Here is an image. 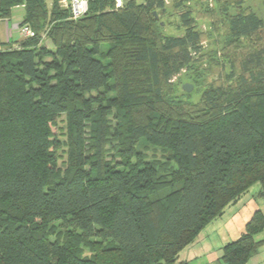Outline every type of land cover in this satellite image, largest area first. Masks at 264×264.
<instances>
[{
	"label": "trees",
	"instance_id": "1",
	"mask_svg": "<svg viewBox=\"0 0 264 264\" xmlns=\"http://www.w3.org/2000/svg\"><path fill=\"white\" fill-rule=\"evenodd\" d=\"M62 1L0 0V21L22 7L19 27L34 33L0 44V264H190L178 255L229 205L256 183L264 200V47L240 60L235 84L210 86L193 106L170 85L202 54L189 7L173 5L176 36L154 17L165 0H89L77 20ZM243 4L218 0L226 46L264 28ZM141 142L164 159L147 161ZM263 231L256 210L221 264H247Z\"/></svg>",
	"mask_w": 264,
	"mask_h": 264
},
{
	"label": "rangeland",
	"instance_id": "2",
	"mask_svg": "<svg viewBox=\"0 0 264 264\" xmlns=\"http://www.w3.org/2000/svg\"><path fill=\"white\" fill-rule=\"evenodd\" d=\"M46 6H50L51 0H44ZM181 1L183 8L191 9L196 27L201 33L202 54L198 60L188 68L183 69L170 82L174 94L181 96L193 106L200 105L202 94L210 86L222 87L235 84L236 79L229 76L240 74V60L249 52L264 47V28L250 38L241 39L240 43L227 45L226 27L222 24L223 15L218 13V0H165V11H157L158 26L163 35H180L179 12L173 7L174 3ZM143 3L144 0H135ZM244 7L254 12L264 22V0H244ZM21 13V12H20ZM14 13L13 23L20 15ZM222 13V12H221ZM161 23V25H160ZM1 35V34H0ZM17 37V36H16ZM15 37V38H16ZM43 44L50 48L49 41L43 40ZM107 45L101 46L100 60L107 64L104 57ZM237 75V76H236ZM184 85L191 87L190 92H185ZM111 128H114V120L110 119ZM59 128L58 137L61 148L57 153V167L61 175L69 166L70 150L68 145V131L65 118L57 121ZM55 131V128L53 129ZM111 139V137H109ZM138 151L150 163L164 159L165 153L145 142H141ZM114 151L109 144L105 146V157L108 161L114 156ZM118 161V159L116 160ZM260 190L259 183L254 184L235 205H229L223 214L210 222L198 235L195 241L187 246L178 255V261L188 260L190 264H221V247L236 240L244 230L256 210L264 213V200L257 198ZM256 240H264V231L255 237ZM247 264H264V245L258 253L250 258Z\"/></svg>",
	"mask_w": 264,
	"mask_h": 264
},
{
	"label": "crops",
	"instance_id": "3",
	"mask_svg": "<svg viewBox=\"0 0 264 264\" xmlns=\"http://www.w3.org/2000/svg\"><path fill=\"white\" fill-rule=\"evenodd\" d=\"M127 1H129V0H123V3L127 2ZM51 3H52V0H51ZM50 6H51V4H50ZM50 6H48V8H50ZM62 6H63V3H62ZM15 12H19V13L21 12V13L18 16V18L16 20H14L15 22L13 23L12 22L13 18H14L13 15H14ZM23 18H24V10H23V8L22 7H17V8H14L12 10V14H11V17H10L9 20L0 21V34H1L0 35V44H4V45L5 44H8V45L11 44L12 47H16L17 46V43L19 41H21V37L19 35L18 29H19V25L22 22ZM235 204H232V205H235ZM185 261L188 262V260H185Z\"/></svg>",
	"mask_w": 264,
	"mask_h": 264
},
{
	"label": "built area",
	"instance_id": "4",
	"mask_svg": "<svg viewBox=\"0 0 264 264\" xmlns=\"http://www.w3.org/2000/svg\"><path fill=\"white\" fill-rule=\"evenodd\" d=\"M63 7L69 12V18L72 20H77L83 17L88 11L89 0H63ZM115 8H121L123 6V0H114ZM19 35L21 39H28L34 36L33 31L27 26H20Z\"/></svg>",
	"mask_w": 264,
	"mask_h": 264
},
{
	"label": "water",
	"instance_id": "5",
	"mask_svg": "<svg viewBox=\"0 0 264 264\" xmlns=\"http://www.w3.org/2000/svg\"><path fill=\"white\" fill-rule=\"evenodd\" d=\"M154 17L157 18L156 13H154ZM185 92H190L191 87L189 85H184L182 88Z\"/></svg>",
	"mask_w": 264,
	"mask_h": 264
}]
</instances>
